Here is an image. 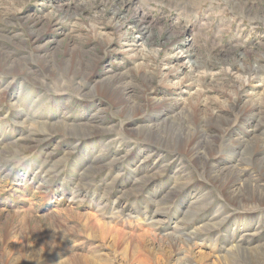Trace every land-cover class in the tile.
Instances as JSON below:
<instances>
[{"label": "rangeland", "instance_id": "rangeland-1", "mask_svg": "<svg viewBox=\"0 0 264 264\" xmlns=\"http://www.w3.org/2000/svg\"><path fill=\"white\" fill-rule=\"evenodd\" d=\"M0 264H264V0H0Z\"/></svg>", "mask_w": 264, "mask_h": 264}]
</instances>
